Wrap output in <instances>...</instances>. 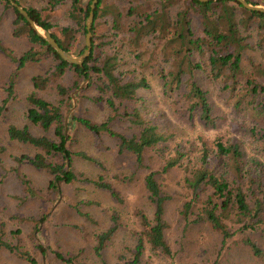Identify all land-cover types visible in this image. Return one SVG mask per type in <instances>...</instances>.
Listing matches in <instances>:
<instances>
[{
  "label": "trees",
  "instance_id": "1",
  "mask_svg": "<svg viewBox=\"0 0 264 264\" xmlns=\"http://www.w3.org/2000/svg\"><path fill=\"white\" fill-rule=\"evenodd\" d=\"M14 1L62 49L72 55L83 51L91 0ZM247 1L264 5V0ZM0 4L14 12L12 35L31 44L13 57L17 69L51 61L43 74L31 78L25 97L28 123L9 125L6 133L35 150L29 162L49 173L52 192L79 180L68 148L73 139L69 123L95 134L106 132L118 153L131 155L137 167H146L148 161L158 166L144 176L152 213L138 215L140 229L130 264H141L147 249L173 258L166 238V203L173 196L162 182V175L170 172L180 173L187 191L177 207L183 229L200 227L219 238L207 264H223L221 257L234 240L248 248L257 264H264V241L256 238L264 239L263 12L233 0H97L90 54L76 65L63 61L7 0ZM0 50L9 53L1 43ZM85 79L88 83L76 98L100 105L107 115L95 121L72 112L65 122L71 92ZM47 89L55 91L54 103ZM12 91L10 83L8 95ZM75 155L92 160L80 152ZM93 183L118 197L101 175ZM23 184L30 192L27 181ZM117 229L113 215L109 226L96 233L98 256ZM36 247L43 254L49 250ZM1 249L30 260L27 251L0 233Z\"/></svg>",
  "mask_w": 264,
  "mask_h": 264
},
{
  "label": "rangeland",
  "instance_id": "2",
  "mask_svg": "<svg viewBox=\"0 0 264 264\" xmlns=\"http://www.w3.org/2000/svg\"><path fill=\"white\" fill-rule=\"evenodd\" d=\"M14 17L12 9H4L0 4V43L11 53L0 50V105L8 97L0 110V233L3 240L17 243L22 252L27 251L30 260L1 249L0 264H130L140 229L138 215L150 216L152 213L144 176L150 170L156 171L158 166L148 161L146 167H137L131 155L118 153L115 141L108 133L95 134L69 123L73 139L68 148L72 151V168L79 180L61 184L58 192L49 189V173L29 162L35 150L10 140L6 133L9 125L21 127L28 123L25 97L32 88L31 78L43 74L51 62L41 60L17 69L13 57L19 56L31 44L23 36L12 35ZM80 48H85V36ZM59 82L60 78L52 86ZM10 83L13 91L8 95ZM87 83L88 79H85L81 88L71 92L72 106L65 114V122L72 112L95 121L105 119L107 111L103 107L86 98H76ZM46 91L48 99L54 103L55 91ZM31 129L35 134H42L36 127ZM78 152L92 160L75 155ZM99 175L112 186L118 197L95 186L93 181ZM162 177L166 192L173 196L166 203L169 223L166 238L173 258L147 249L141 264H207L218 244L217 234L200 227L183 229L177 207L187 191L180 181V173H164ZM23 181H27L30 192L24 190ZM113 215L117 217L118 229L98 256L94 251L95 235L109 226ZM43 216L45 220L39 222ZM256 238L263 244L264 239ZM36 245L49 250L43 254ZM53 251L74 261L60 259ZM221 259L223 264H257L248 248L237 240L227 244Z\"/></svg>",
  "mask_w": 264,
  "mask_h": 264
},
{
  "label": "water",
  "instance_id": "3",
  "mask_svg": "<svg viewBox=\"0 0 264 264\" xmlns=\"http://www.w3.org/2000/svg\"><path fill=\"white\" fill-rule=\"evenodd\" d=\"M11 6H13L23 17L24 19L28 22L30 27L35 31V33L43 38L54 50L55 52L59 55V57L63 60L66 61L70 64H76V65H81L84 61V59L90 54L91 50V25H92V20H93V9L95 7V4L97 0H91L90 3V10L88 13V16L85 20V27H86V34H85V48L83 51L78 54V55H72L71 53L65 51L62 49L56 40L52 37L51 33L47 31L46 29L42 28L39 26L27 13V11L17 4L14 0H7ZM201 2H206V1H211V0H198ZM215 1V0H213ZM238 3H240L244 8L252 11H259L264 13V5L262 4H252L251 2L247 0H233ZM83 85V84H82ZM82 85L79 86V88L82 87ZM78 88V89H79ZM77 89V90H78Z\"/></svg>",
  "mask_w": 264,
  "mask_h": 264
}]
</instances>
